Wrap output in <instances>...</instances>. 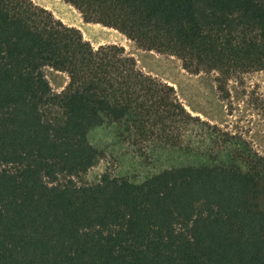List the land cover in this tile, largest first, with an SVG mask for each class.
I'll return each mask as SVG.
<instances>
[{
	"label": "trees",
	"instance_id": "16d2710c",
	"mask_svg": "<svg viewBox=\"0 0 264 264\" xmlns=\"http://www.w3.org/2000/svg\"><path fill=\"white\" fill-rule=\"evenodd\" d=\"M192 74L264 71V0H63ZM68 76L53 91L45 70ZM198 158L104 174L92 129ZM0 264H264V156L193 116L117 45L94 49L32 0H0Z\"/></svg>",
	"mask_w": 264,
	"mask_h": 264
},
{
	"label": "rangeland",
	"instance_id": "374dc122",
	"mask_svg": "<svg viewBox=\"0 0 264 264\" xmlns=\"http://www.w3.org/2000/svg\"><path fill=\"white\" fill-rule=\"evenodd\" d=\"M32 1L66 26L80 30L95 50L107 45L122 47L141 72L172 86L179 101L193 116L231 135L242 136L264 156V71L235 76L225 91L220 92L214 72L192 74L176 56L144 50L117 30L84 22L81 13L63 0ZM45 72L53 91L62 92L69 82L68 76L50 68ZM89 141L100 158L87 174L74 180L80 186L94 185L106 173L141 182L163 170L199 161L176 149L134 146L112 125L92 129Z\"/></svg>",
	"mask_w": 264,
	"mask_h": 264
}]
</instances>
